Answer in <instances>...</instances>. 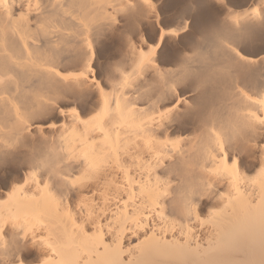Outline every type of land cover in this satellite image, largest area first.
Listing matches in <instances>:
<instances>
[{"label":"bare ground","instance_id":"6f19581e","mask_svg":"<svg viewBox=\"0 0 264 264\" xmlns=\"http://www.w3.org/2000/svg\"><path fill=\"white\" fill-rule=\"evenodd\" d=\"M0 264H264V0H0Z\"/></svg>","mask_w":264,"mask_h":264}]
</instances>
